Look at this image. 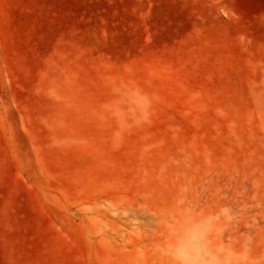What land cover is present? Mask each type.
I'll return each instance as SVG.
<instances>
[{
  "label": "rangeland",
  "instance_id": "374dc122",
  "mask_svg": "<svg viewBox=\"0 0 264 264\" xmlns=\"http://www.w3.org/2000/svg\"><path fill=\"white\" fill-rule=\"evenodd\" d=\"M204 217L264 264V0H0V264H173Z\"/></svg>",
  "mask_w": 264,
  "mask_h": 264
},
{
  "label": "clouds",
  "instance_id": "9594fccd",
  "mask_svg": "<svg viewBox=\"0 0 264 264\" xmlns=\"http://www.w3.org/2000/svg\"><path fill=\"white\" fill-rule=\"evenodd\" d=\"M213 228V218H193L180 231L173 232L165 254L171 256L173 264H231V254L210 243Z\"/></svg>",
  "mask_w": 264,
  "mask_h": 264
}]
</instances>
